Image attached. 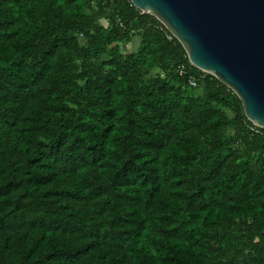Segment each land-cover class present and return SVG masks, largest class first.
I'll list each match as a JSON object with an SVG mask.
<instances>
[{"label": "trees", "instance_id": "1", "mask_svg": "<svg viewBox=\"0 0 264 264\" xmlns=\"http://www.w3.org/2000/svg\"><path fill=\"white\" fill-rule=\"evenodd\" d=\"M0 264H264V127L131 0H0Z\"/></svg>", "mask_w": 264, "mask_h": 264}, {"label": "water", "instance_id": "2", "mask_svg": "<svg viewBox=\"0 0 264 264\" xmlns=\"http://www.w3.org/2000/svg\"><path fill=\"white\" fill-rule=\"evenodd\" d=\"M184 47L191 65L241 100L247 119L264 127V0H131Z\"/></svg>", "mask_w": 264, "mask_h": 264}, {"label": "rangeland", "instance_id": "3", "mask_svg": "<svg viewBox=\"0 0 264 264\" xmlns=\"http://www.w3.org/2000/svg\"><path fill=\"white\" fill-rule=\"evenodd\" d=\"M139 42H140V37L134 36L131 42H129L126 45L122 44L121 47L123 48V50L130 51V50L136 49L137 46L139 45Z\"/></svg>", "mask_w": 264, "mask_h": 264}, {"label": "built area", "instance_id": "4", "mask_svg": "<svg viewBox=\"0 0 264 264\" xmlns=\"http://www.w3.org/2000/svg\"><path fill=\"white\" fill-rule=\"evenodd\" d=\"M169 38H171V37L169 36ZM183 72H184V70L181 68V69L179 70V74H183ZM199 76H200V77H203V75H201V74H200ZM188 80H189V83H190L191 85H193V86L196 85L197 80H196L195 77L190 76Z\"/></svg>", "mask_w": 264, "mask_h": 264}]
</instances>
